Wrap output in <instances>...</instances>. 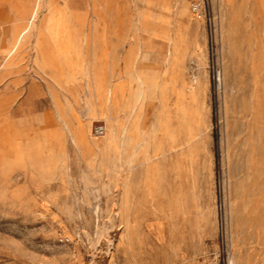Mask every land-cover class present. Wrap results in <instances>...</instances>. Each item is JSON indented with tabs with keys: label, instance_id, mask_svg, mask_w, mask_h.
<instances>
[{
	"label": "rangeland",
	"instance_id": "374dc122",
	"mask_svg": "<svg viewBox=\"0 0 264 264\" xmlns=\"http://www.w3.org/2000/svg\"><path fill=\"white\" fill-rule=\"evenodd\" d=\"M0 264H264V0H0Z\"/></svg>",
	"mask_w": 264,
	"mask_h": 264
},
{
	"label": "built area",
	"instance_id": "2783aa9c",
	"mask_svg": "<svg viewBox=\"0 0 264 264\" xmlns=\"http://www.w3.org/2000/svg\"><path fill=\"white\" fill-rule=\"evenodd\" d=\"M197 11V10H195ZM104 128L102 126H99V127H96L95 128V133L98 134V135H103L104 134Z\"/></svg>",
	"mask_w": 264,
	"mask_h": 264
},
{
	"label": "bare ground",
	"instance_id": "6f19581e",
	"mask_svg": "<svg viewBox=\"0 0 264 264\" xmlns=\"http://www.w3.org/2000/svg\"><path fill=\"white\" fill-rule=\"evenodd\" d=\"M14 10L15 12H18L19 11V9L17 8V7H15V8H11V10ZM10 12V11H9ZM12 15V14H11ZM18 28V27H17ZM17 28H15V35H16V33H17V37L19 38L20 36H21V34H22V31H20V32H18V29Z\"/></svg>",
	"mask_w": 264,
	"mask_h": 264
}]
</instances>
